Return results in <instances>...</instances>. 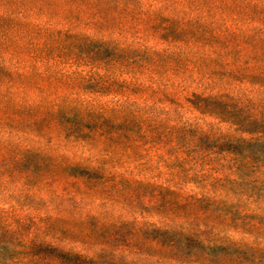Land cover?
Returning <instances> with one entry per match:
<instances>
[{"label":"trees","instance_id":"trees-1","mask_svg":"<svg viewBox=\"0 0 264 264\" xmlns=\"http://www.w3.org/2000/svg\"><path fill=\"white\" fill-rule=\"evenodd\" d=\"M242 7L247 28L219 30L188 14L220 9L225 19ZM178 69L215 83L186 99L203 120L170 106L182 108V80L162 75ZM145 162L163 184L129 176ZM196 177L205 182L197 192L187 186ZM20 181L98 197L144 185L162 209L147 227L164 253L142 251L146 264H184L180 239L203 236L191 227L200 218L211 231L204 248L264 264V0H0V186ZM232 230L246 243L225 235ZM45 248L36 259L47 264L130 263L103 247Z\"/></svg>","mask_w":264,"mask_h":264},{"label":"rangeland","instance_id":"rangeland-1","mask_svg":"<svg viewBox=\"0 0 264 264\" xmlns=\"http://www.w3.org/2000/svg\"><path fill=\"white\" fill-rule=\"evenodd\" d=\"M183 9L181 7L177 9V20L183 19L186 13ZM190 11L188 14L194 20L215 24L219 30H224L225 27L238 28L242 25L247 28L248 24H252L247 19L248 12L244 7L241 14L236 11L229 12L225 19L222 17L223 10L220 9H214L211 13H208L207 8H201L195 13ZM234 58L236 56H232L231 60ZM188 69L192 70V66ZM162 77V83L169 79L182 80V85L178 88V96H175L178 98L177 102L182 104V108L180 110L170 105L171 108L177 110L179 116L184 119L203 120L204 116L193 109L190 110V104L186 102V99L193 100L192 95L208 92L210 86L215 83L202 79L196 72L188 74L184 69L166 72ZM236 85L241 84L236 83ZM244 85L247 99L253 103L256 102L258 99L252 93L251 85L247 83ZM208 121L214 122L210 118ZM129 168L130 177L144 183L151 182L158 185L164 183V177L157 169V164L152 167L145 162L142 165H131ZM193 172L196 173V171ZM199 183L201 186L205 185L201 178L196 177L194 182L188 183L187 186L197 192V190L200 191L197 189V186L200 187ZM63 187L59 184L51 186L38 183L24 184L22 181L14 185L0 186V264H47V261L36 259V256L46 249V245L84 254H90V251L101 247L105 248L108 254L119 250V257L130 260L129 264L131 260H136L137 264H146L144 251L159 257L164 254L155 250L160 235L157 232L150 234L147 227V222H160V217L156 214L162 209L146 201L148 197L145 195L148 190L144 185L136 186L138 188H135V195L131 197L123 193L121 195L103 194L100 197L95 196V193L74 196L72 187L61 189ZM129 188L132 187L125 186L122 192ZM234 203L236 204L234 209L241 212L245 203L237 201ZM204 206L209 207L207 204ZM214 212L219 211L214 210ZM254 220V216L248 217L245 224ZM207 223L209 222L202 218L191 223V227L199 230L200 233L203 232V236L196 239L195 243L184 244L183 238L180 239L181 245L177 254L185 257L184 264H257L253 261L251 254H246L242 259L233 248L206 249L203 243L200 245L199 242L203 241V238H209L208 234L211 232L205 230ZM225 235H230L235 241L246 243L247 238L240 231L232 230ZM135 247L141 252L136 253Z\"/></svg>","mask_w":264,"mask_h":264}]
</instances>
